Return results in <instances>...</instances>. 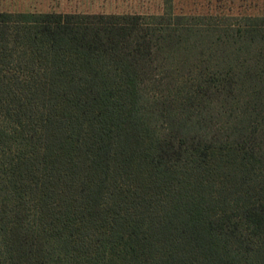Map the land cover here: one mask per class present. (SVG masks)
I'll return each mask as SVG.
<instances>
[{"label": "trees", "instance_id": "1", "mask_svg": "<svg viewBox=\"0 0 264 264\" xmlns=\"http://www.w3.org/2000/svg\"><path fill=\"white\" fill-rule=\"evenodd\" d=\"M0 264H264V15L0 11Z\"/></svg>", "mask_w": 264, "mask_h": 264}, {"label": "rangeland", "instance_id": "2", "mask_svg": "<svg viewBox=\"0 0 264 264\" xmlns=\"http://www.w3.org/2000/svg\"><path fill=\"white\" fill-rule=\"evenodd\" d=\"M177 14L264 15V0H173ZM165 0H0V11L160 14Z\"/></svg>", "mask_w": 264, "mask_h": 264}]
</instances>
